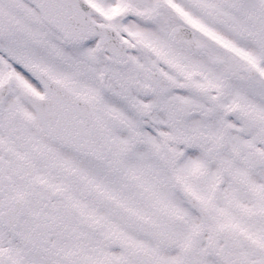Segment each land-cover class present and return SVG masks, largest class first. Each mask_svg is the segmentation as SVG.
<instances>
[{
	"label": "snow or ice",
	"instance_id": "obj_1",
	"mask_svg": "<svg viewBox=\"0 0 264 264\" xmlns=\"http://www.w3.org/2000/svg\"><path fill=\"white\" fill-rule=\"evenodd\" d=\"M0 264H264V0H0Z\"/></svg>",
	"mask_w": 264,
	"mask_h": 264
}]
</instances>
